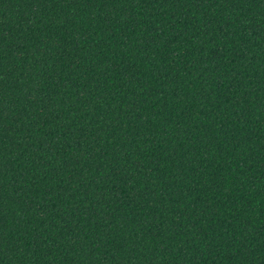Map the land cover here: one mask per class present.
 <instances>
[{
	"label": "trees",
	"instance_id": "1",
	"mask_svg": "<svg viewBox=\"0 0 264 264\" xmlns=\"http://www.w3.org/2000/svg\"><path fill=\"white\" fill-rule=\"evenodd\" d=\"M0 264H264V0H0Z\"/></svg>",
	"mask_w": 264,
	"mask_h": 264
}]
</instances>
